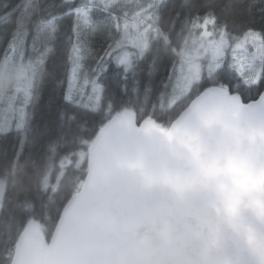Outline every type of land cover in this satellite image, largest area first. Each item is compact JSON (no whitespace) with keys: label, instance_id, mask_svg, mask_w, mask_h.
Listing matches in <instances>:
<instances>
[{"label":"water","instance_id":"1","mask_svg":"<svg viewBox=\"0 0 264 264\" xmlns=\"http://www.w3.org/2000/svg\"><path fill=\"white\" fill-rule=\"evenodd\" d=\"M46 244L12 264H264V91L214 84L163 130L111 122Z\"/></svg>","mask_w":264,"mask_h":264},{"label":"trees","instance_id":"2","mask_svg":"<svg viewBox=\"0 0 264 264\" xmlns=\"http://www.w3.org/2000/svg\"><path fill=\"white\" fill-rule=\"evenodd\" d=\"M32 1L0 0V64L7 52L6 42L18 28L29 41L37 34L40 20L47 24L53 21L46 49L39 44L34 50L28 47V53L35 54L32 58L40 61L43 70L25 126L0 133V178L7 180L0 214V264L13 263L19 239L29 229L37 230L46 244L49 242L65 204L84 183L91 150L114 118L111 107L133 106L138 124L150 120L168 130L195 97L214 85L202 80L172 109L159 104L160 92L176 60L175 48L180 46L185 25L193 18L212 11L231 36L249 30H259L264 36V0H161L159 23L168 38L157 40L132 73L125 74L124 67L112 61L105 62L115 70L102 75V105L93 110L66 97L75 33L73 10L79 0ZM226 72L227 67L221 69L219 80L228 79L230 91L245 102L258 99L264 91V68L258 84H247L234 71L227 78ZM63 164L64 174L53 191L48 176L54 178Z\"/></svg>","mask_w":264,"mask_h":264},{"label":"rangeland","instance_id":"3","mask_svg":"<svg viewBox=\"0 0 264 264\" xmlns=\"http://www.w3.org/2000/svg\"><path fill=\"white\" fill-rule=\"evenodd\" d=\"M160 1L79 0L73 10L75 33L70 51L67 100L93 110L100 108L104 93L101 77L109 74L111 69L115 70L108 65V61L124 67L125 74L132 73L157 40L168 38L159 23ZM39 26L37 34L29 41L18 28L10 51L1 61L0 133L23 129L37 97V85L41 79L39 73L43 66L39 64L40 61L35 62L32 58L35 54H29L28 47L34 50L39 44L46 49L53 24L51 26L46 21ZM185 28L181 44L175 48L174 66L159 95L161 107L172 109L179 101L190 96L202 80L231 90L228 79L219 80L224 67H227V78L234 71L247 84L261 81L264 68V36L261 31L249 30L243 35L231 36L212 11L196 16ZM29 42L32 46H29ZM111 115L114 117L112 122L125 117L137 118L133 106L111 107ZM23 144L24 140L21 147ZM64 171L63 164L54 178L51 174L48 176L47 183L54 184L53 191L58 188ZM6 189L7 180L2 177L0 214Z\"/></svg>","mask_w":264,"mask_h":264},{"label":"crops","instance_id":"4","mask_svg":"<svg viewBox=\"0 0 264 264\" xmlns=\"http://www.w3.org/2000/svg\"><path fill=\"white\" fill-rule=\"evenodd\" d=\"M46 21H43V20H40V22H39V24H42V23H45ZM49 23H50V25L52 26V23H53V21H49ZM53 29V26L51 27V30ZM56 30V29H55ZM15 33H13V35H11L9 38H8V40H7V42H6V47H5V50L7 51L6 53H8L9 51H10V49H11V43L13 42V40H14V38H15V35H14ZM25 35H26V33H25ZM24 35V37H25V39L28 41V38L26 37ZM167 38V37H166ZM8 47V48H7ZM5 53V54H6ZM5 56V55H4ZM44 60V59H43ZM42 62V61H41Z\"/></svg>","mask_w":264,"mask_h":264},{"label":"clouds","instance_id":"5","mask_svg":"<svg viewBox=\"0 0 264 264\" xmlns=\"http://www.w3.org/2000/svg\"><path fill=\"white\" fill-rule=\"evenodd\" d=\"M3 86V83L2 82H0V87H2Z\"/></svg>","mask_w":264,"mask_h":264},{"label":"snow or ice","instance_id":"6","mask_svg":"<svg viewBox=\"0 0 264 264\" xmlns=\"http://www.w3.org/2000/svg\"><path fill=\"white\" fill-rule=\"evenodd\" d=\"M69 7H74V6H71V5H70Z\"/></svg>","mask_w":264,"mask_h":264}]
</instances>
